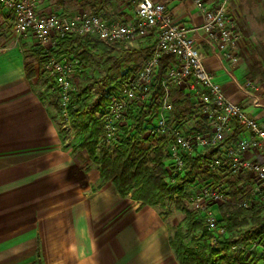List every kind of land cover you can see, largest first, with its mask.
Instances as JSON below:
<instances>
[{"label":"crops","instance_id":"1","mask_svg":"<svg viewBox=\"0 0 264 264\" xmlns=\"http://www.w3.org/2000/svg\"><path fill=\"white\" fill-rule=\"evenodd\" d=\"M154 1L164 3L173 19L189 27L202 22L193 0ZM83 8L109 21L135 18L133 0H108L100 8L93 0L38 3L43 13L73 15ZM194 37L205 68L227 97L264 124V80L246 91L243 82L250 69L245 59L237 53L233 60L222 56L200 31ZM155 38L151 32L128 42L106 43L71 35L56 52L78 58L75 85H120L141 68ZM42 56L31 35L14 36L12 18L0 7V264H181L161 208L133 198L130 191L121 196L112 179L101 176L79 150L81 145L77 148L65 137L62 128L71 125L62 121L50 97L40 71ZM172 60L163 55L160 71ZM157 92L154 87L144 105L153 106ZM194 92L178 81L170 87V98L175 102L188 96L194 101ZM129 114L123 120L127 124ZM153 121L148 118L144 126ZM203 124L196 129L205 130Z\"/></svg>","mask_w":264,"mask_h":264},{"label":"built area","instance_id":"2","mask_svg":"<svg viewBox=\"0 0 264 264\" xmlns=\"http://www.w3.org/2000/svg\"><path fill=\"white\" fill-rule=\"evenodd\" d=\"M133 2L135 18L126 22L109 21L91 11L73 15L43 13L38 9L39 0H0V7L12 16L14 36L31 35L41 48L44 57L41 75L53 85L58 112L64 123H70L69 101L76 91L74 78L79 60L56 52L61 39L76 35L116 43L155 33L149 56L138 72L108 91L106 99L95 111L94 117L101 131L99 140L111 151L117 148L123 135L121 123L129 112L139 114L153 88L158 86L160 90L152 96L153 106L147 116L154 117V121L149 122L145 130L150 135L167 139L170 183L176 184L177 177L185 175L187 159L198 152L215 149L214 153H207L204 163L208 176L193 182L197 186L188 199L209 234V246L218 248L227 236V224L217 211L218 205L228 203L236 209L264 207V124L227 97L221 84L205 68L204 53L194 37L195 32H202L204 39L222 56L234 59L237 34L227 12L230 0H216L210 4L193 0L202 14V22L193 27L173 19L162 2ZM163 55H170L173 60L160 71ZM178 81L195 91L194 110L201 114L205 130H182L169 124L170 87ZM256 86L252 79L243 82V89L248 92ZM227 138H231L229 143ZM248 153H255V156H248ZM224 175L240 179L238 186L244 187V193L232 198L228 182L221 178ZM236 246L230 245V254L237 250ZM247 249L264 260V233L253 239Z\"/></svg>","mask_w":264,"mask_h":264},{"label":"rangeland","instance_id":"3","mask_svg":"<svg viewBox=\"0 0 264 264\" xmlns=\"http://www.w3.org/2000/svg\"><path fill=\"white\" fill-rule=\"evenodd\" d=\"M85 11L94 12V10L89 8H83L82 10H77L74 14ZM227 12L231 17L235 33L237 34L236 53L245 59L250 69L249 78L246 79H252L254 82H257L256 84L261 86V83L264 80V72L262 70V67H264V0H230ZM8 16L12 18L10 13H8ZM47 80L44 79V82L50 89V97H52L54 101H57L53 85L49 80ZM83 86V84L78 83L76 85V91L81 89ZM116 86L118 85L114 83L107 86L103 85L102 87H104V91L106 90L108 92ZM99 89H101L100 85H94V88L88 89L91 100L99 97ZM194 109L195 103L188 96L185 97V99L176 100L175 102L172 100V109L168 114L169 124L177 126L182 130H195L197 126L200 129H203V118L201 114L196 113ZM130 114L128 117V124L127 122L121 123L120 129L122 134L125 127L131 126L130 119L132 117ZM179 114L181 115L180 119H178ZM197 123H199V125ZM69 124L71 125V128H62L65 137L72 141L77 148L81 145L79 150L88 155L94 164L97 165L100 172H106L108 168L106 167L101 171L99 164H97L89 155L87 149V147L93 142L96 144L95 149L97 151L102 147L99 140L101 134L100 128L96 127L92 131L88 128L85 131H81L78 127L73 126L71 123ZM166 140L167 139L165 137L153 136L144 130L142 133L137 134L132 142L134 148L131 158L139 159V167L141 168L155 167L160 162L164 164L168 172L162 175V179L165 182L169 194L164 196V198L155 205L161 208L164 218L168 220L171 232V243H179L180 247L184 249L192 247L203 249L205 243L202 240V233L205 227L202 222L199 226L196 225L195 227L189 228L188 218L190 215L196 216V214L193 212V208L188 197L194 192V189L197 186V184L193 182L197 178H206L209 174L208 169L204 164H197L196 168L188 174V180H186L181 187L171 184V178L169 175L171 165L166 149ZM106 150L108 158L110 157L111 164L112 160L115 158L116 151H111L108 148H106ZM208 152L209 150L204 151V153ZM188 170L189 169L186 163V173ZM221 172H224V169H222ZM221 178L224 181H227L228 184L232 182L234 183L235 180L237 183L240 182V179L226 175L221 176ZM128 186L133 198L140 196L141 188L140 186L134 184V179L131 180ZM243 193L244 187H239L238 184L236 189L233 190V194L231 189L229 190V195H232V198L234 199ZM217 211L219 215L224 218V221L227 224V237L229 238H234L237 235L246 232L250 228L255 229L257 227L264 233V226L261 225L264 218L263 206L255 205L246 211H235V207H233V205L222 203L217 206ZM227 213L228 215H226ZM234 244H236V248L238 247L239 249L237 248V250H234L231 253L232 255L236 251L241 250L242 257L246 262H250L251 264H264V260L261 259V257L255 252L247 251L250 243L246 244L236 242ZM219 248H221V245L217 249ZM229 249L228 253L230 254ZM220 264L225 263L223 262Z\"/></svg>","mask_w":264,"mask_h":264},{"label":"trees","instance_id":"4","mask_svg":"<svg viewBox=\"0 0 264 264\" xmlns=\"http://www.w3.org/2000/svg\"><path fill=\"white\" fill-rule=\"evenodd\" d=\"M107 4L108 0H93V5H96L97 8ZM94 13H97L96 10H94ZM64 39L59 41L58 46H60V43ZM92 86H94L92 83L85 84L81 89L74 92L69 101L70 123L73 126L78 127L81 131H85L88 128L92 131L98 127V122L94 117V113L100 108L102 102L106 99L107 91H104V87H102L103 85H100L101 89H99V97L91 100L88 89ZM155 88L156 90L158 89V91L160 90L158 86ZM56 105L58 109L57 101ZM151 109V104L143 105L141 112H139L136 117L133 115V123L130 127L124 128L119 146L112 150L116 151L115 158L111 163L112 165L110 164V157L108 158L107 156V147L104 148L105 146L103 144L98 151L95 149L96 144L94 142L91 143L87 149L89 155L97 164H99L101 171L106 167L108 168L106 172L102 171L100 174L106 179H112L115 188L121 196H125L130 191L128 184L134 179V184L140 186L141 188V194L136 199H139L149 205H155L157 202L162 200L164 196L169 194L165 182L162 179V175L166 174L168 171L161 162L155 167L141 168L139 167V159L131 158L134 148L132 142L137 134H140L145 130L144 122L147 121V116L150 114ZM230 141L231 138L226 139L227 143ZM210 152L214 153L215 149L213 148ZM206 157L207 153L198 152L194 157L188 159L187 167L189 170L183 177H177L175 185L181 187L183 183L188 180V174L196 168L197 164L205 163ZM237 184L236 180L234 183H229L232 194L233 190L236 189ZM246 210L248 209L235 208V211ZM188 222L189 228H191L196 225L199 226V224L202 223V220L197 216L190 215ZM261 225L264 226V218ZM208 235V232L204 229L202 233V240L205 243L203 249H197L196 247L184 249L180 247L179 243H171L179 262L181 264H220L223 262L225 264H251L250 262H246L242 257L241 250L236 251L233 255L229 254V246L230 244H234L236 242L246 244L250 243V241L256 237L262 236L263 231L257 227L255 229L250 228L246 232L239 234L234 238L226 236L224 241L221 243V248L219 249L209 246L207 241ZM36 264H40V262L37 261Z\"/></svg>","mask_w":264,"mask_h":264}]
</instances>
